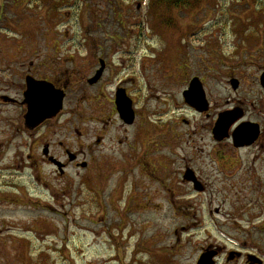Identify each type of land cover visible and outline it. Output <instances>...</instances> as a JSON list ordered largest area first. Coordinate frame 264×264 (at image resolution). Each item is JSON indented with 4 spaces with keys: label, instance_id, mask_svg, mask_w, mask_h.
Here are the masks:
<instances>
[{
    "label": "rangeland",
    "instance_id": "1",
    "mask_svg": "<svg viewBox=\"0 0 264 264\" xmlns=\"http://www.w3.org/2000/svg\"><path fill=\"white\" fill-rule=\"evenodd\" d=\"M0 51L17 98L28 75L66 92L36 130L19 105L16 122L2 115L0 264H196L216 248L264 259V150L226 153L211 134L235 105L264 123V0H0ZM190 73L204 80L209 117L183 100ZM121 83L136 126L116 114ZM47 145L88 168L60 175ZM187 166L204 190L184 181Z\"/></svg>",
    "mask_w": 264,
    "mask_h": 264
},
{
    "label": "water",
    "instance_id": "2",
    "mask_svg": "<svg viewBox=\"0 0 264 264\" xmlns=\"http://www.w3.org/2000/svg\"><path fill=\"white\" fill-rule=\"evenodd\" d=\"M104 67L105 65L102 62V68L97 72V75L90 80V83H95L99 80ZM261 82L264 86V74L261 77ZM232 85L234 89H237L239 81L236 79L232 80ZM27 86L28 89L25 95L29 108L26 116V123L28 127L36 128L47 119L56 116L61 111L63 108L65 93L62 90L56 89L53 84L46 81L36 80L31 76L27 77ZM184 96L186 101L195 106L199 111H206L208 109L205 91L197 79L192 82L189 90L185 91ZM117 104L121 117L126 122L132 123L134 120L132 102L126 96L124 90L118 91ZM243 115L244 112L240 108L221 113L214 129L216 139L223 140L228 137L230 127L236 121L240 120ZM258 127V124L254 123H242L233 133L236 146L251 144L255 136L258 134ZM44 152L47 155L49 153L48 148H45ZM51 160L58 164L62 172V164L53 158H51ZM185 178L194 181L196 189H201V185L192 170L187 171ZM216 255V251H206L201 255L197 264H215L214 257ZM234 256L235 254H231L230 259H233ZM262 263L263 261L256 256H250V264Z\"/></svg>",
    "mask_w": 264,
    "mask_h": 264
},
{
    "label": "flooded vegetation",
    "instance_id": "3",
    "mask_svg": "<svg viewBox=\"0 0 264 264\" xmlns=\"http://www.w3.org/2000/svg\"><path fill=\"white\" fill-rule=\"evenodd\" d=\"M10 58L9 56V53L7 54H2V52L0 51V121L2 120V115L4 116V120L6 122H16L17 121V105L20 106V113L22 114L21 115V118L23 117L24 119V123H25V116H26V112H27V102H26V97H25V85L24 87L21 89V95H20V98H17V95H16V75L14 74H11L10 73V68H11V60H8ZM102 60V59H101ZM100 60V61H101ZM105 74H106V68L102 74V76L100 77V79L98 80V82H96L95 84H90L92 85L93 87H97L99 86L104 78H105ZM194 76L195 75H192V73L189 74V76L186 77V81L184 83H182L184 85L185 88H188L189 86H191L193 80H194ZM200 79L204 85V80L203 78L200 76ZM26 80V78H25ZM42 80H48L50 82H52L56 87L57 85L55 84V81H52L50 80L48 77L46 78H43ZM178 83V82H177ZM181 83V82H179ZM58 88V87H57ZM61 89V88H60ZM118 89H124L126 91V94L128 96H130L127 92V89L125 88V85L123 83H121V85H119V87L117 88ZM64 90V89H63ZM116 90V92H117ZM65 91V90H64ZM133 100V99H132ZM134 101H133V108H134V111H135V119H134V122L132 124H128L125 120H123L120 115H119V111H118V108L116 106V93H115V111H116V114H118L119 116V119L120 121L123 123V125L125 127H128V126H136V121L138 119V116L140 115L139 112L136 110L137 108L135 107L134 105ZM211 103H210V107L208 108V110H206L205 112H199L197 111L196 109L190 107L194 112L200 114V115H205L206 117H209L211 112H212V108H211ZM241 106L239 105H235L233 106L232 108L235 109V108H240ZM243 110H244V119L242 120V122H252V123H257L259 124L258 126V134L257 136H255L253 142L251 144H245L243 146H236L235 144V139L233 137V131L234 129L237 127L238 124H235L229 131V135H228V138H225L223 140H216L214 134H213V130H214V126L215 124L211 127V134H212V138L213 140L215 141V143L217 145H220V146H223L224 149H225V152L227 153H236V154H239L241 155L243 152H248L250 149H256L258 152L264 150V123H262L261 121L259 120H249V119H245L246 118V115H247V110L243 107H241ZM230 109V108H229ZM227 110V109H226ZM184 122L186 124H189V121L187 119L184 120ZM216 123V122H215ZM28 129V128H27ZM32 131V130H30ZM138 141V140H137ZM142 144V143H141ZM66 156H67V161L63 162L64 166H65V169H67L70 165H77L78 167H82V164H86L85 166H83V169H87L89 164L84 161L81 163H79V155L80 154H77V153H74V152H71L70 150L66 149ZM70 153H74L76 154V158L75 160H70V157H69V154ZM220 158V157H219ZM47 159V158H46ZM48 160V159H47ZM53 164V163H52ZM188 169H192V168H189L188 166L186 167V170ZM66 172V171H65ZM196 173V171H194ZM196 176L198 177V180L201 182L202 184V188H201V191L205 189V186L203 184V181L200 179V177L197 175L196 173ZM183 179L184 181L190 183L191 185H193V182L189 181L188 179L184 178L183 176ZM236 250H239L240 252V256L239 258H235L232 262L229 261V263L227 264H234L235 262H239V261H242L243 264H248V258H249V253H244L243 250L239 249V248H236ZM232 252V250H229L227 251V253L221 248L220 249V253H219V256H222V255H229V253ZM229 258V256H228Z\"/></svg>",
    "mask_w": 264,
    "mask_h": 264
},
{
    "label": "trees",
    "instance_id": "4",
    "mask_svg": "<svg viewBox=\"0 0 264 264\" xmlns=\"http://www.w3.org/2000/svg\"><path fill=\"white\" fill-rule=\"evenodd\" d=\"M161 2H168L169 0H160ZM174 4L178 5L179 4V0H174Z\"/></svg>",
    "mask_w": 264,
    "mask_h": 264
}]
</instances>
